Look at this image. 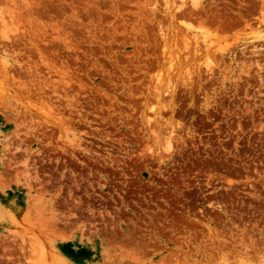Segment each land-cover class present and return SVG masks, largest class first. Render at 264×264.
<instances>
[{"label": "rangeland", "instance_id": "374dc122", "mask_svg": "<svg viewBox=\"0 0 264 264\" xmlns=\"http://www.w3.org/2000/svg\"><path fill=\"white\" fill-rule=\"evenodd\" d=\"M0 264H264V0H0Z\"/></svg>", "mask_w": 264, "mask_h": 264}, {"label": "bare ground", "instance_id": "6f19581e", "mask_svg": "<svg viewBox=\"0 0 264 264\" xmlns=\"http://www.w3.org/2000/svg\"><path fill=\"white\" fill-rule=\"evenodd\" d=\"M192 1H193V0H192ZM181 2H182V1H181ZM195 2H196V1H195ZM190 4H192V2H191ZM193 4H194V2H193ZM195 5H196V4H195ZM199 28H200V27H199ZM204 31H205V30H204ZM203 33H204V32H203ZM207 34H208V33H207ZM209 35H210V34H209ZM204 36H206V35H204ZM204 36H203V37H204ZM210 36H211V35H210ZM207 37H208V36H207ZM204 38H205V37H204ZM204 38H203V39H204ZM206 40H207V39H204V41H203V42H205V43H204V44H205V47H206V45H208V43H209V42H206ZM210 43H211V42H210ZM203 47H204V46H203ZM262 256H263V255H262Z\"/></svg>", "mask_w": 264, "mask_h": 264}]
</instances>
